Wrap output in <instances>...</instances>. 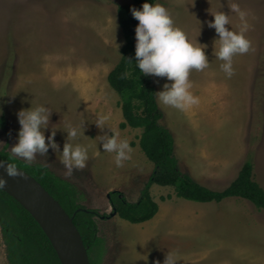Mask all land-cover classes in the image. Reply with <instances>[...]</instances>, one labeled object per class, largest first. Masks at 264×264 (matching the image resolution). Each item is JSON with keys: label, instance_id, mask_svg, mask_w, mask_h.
<instances>
[{"label": "rangeland", "instance_id": "374dc122", "mask_svg": "<svg viewBox=\"0 0 264 264\" xmlns=\"http://www.w3.org/2000/svg\"><path fill=\"white\" fill-rule=\"evenodd\" d=\"M235 2L251 13L245 35L252 47L233 57L229 78L214 54L219 37L206 23L213 19L211 12L223 11L231 15L226 28L236 30L239 21L228 0L156 1L192 43L207 46L208 67L189 74L190 91L199 104L188 111L158 106L163 113L160 124L173 135L181 172L215 191L226 189L248 161L254 166V180L264 189V0ZM132 3L0 0V120L5 119L0 151L11 153L18 143L21 110L49 108L48 124L41 131L46 144L54 132L58 148L36 153L32 163L71 183L81 205L99 213L95 221L104 244L100 264H163L168 251L175 253L177 264H264V211L247 200L200 204L176 197L173 188L153 185L150 192L159 211L152 220L131 224L113 212L110 193L120 192L136 203L154 171L139 147L142 131L120 128L121 99L107 79L125 44L117 9ZM151 78L156 93L172 83L165 77ZM97 115L109 117L103 129L95 123ZM65 122L80 126L84 136L74 142L88 146L86 167L74 168L72 176L65 175L60 160L69 142ZM108 127L133 149L131 159L119 168L114 154L104 153L97 139L113 135ZM0 264H9L1 228Z\"/></svg>", "mask_w": 264, "mask_h": 264}, {"label": "trees", "instance_id": "16d2710c", "mask_svg": "<svg viewBox=\"0 0 264 264\" xmlns=\"http://www.w3.org/2000/svg\"><path fill=\"white\" fill-rule=\"evenodd\" d=\"M157 0H133L131 5L117 9L119 25L125 44L121 59L108 75L110 87L121 99L123 123L120 128L141 130L139 147L154 171L140 193L136 203H130L120 192L109 195L113 212L131 224H143L152 220L159 211L151 196L153 185L170 187L176 197L194 203H222L229 198L247 200L257 210L264 211V189L254 180V166L246 162L237 178L223 191L211 190L200 185L188 174L182 173L175 157V141L172 133L160 124L163 113L156 97V88L151 76H144L135 67V28L138 21L131 9H141L143 3ZM127 74V75H126ZM2 128L5 119L0 120ZM0 159L14 163L35 178L54 198L78 228L88 249L91 264H100L104 254L103 240L98 237L96 210L87 209L80 203L79 191L68 181L57 176L47 166L39 163L27 164L17 159L6 148L0 151ZM0 228L9 264H61L49 239L33 217L13 198L0 190Z\"/></svg>", "mask_w": 264, "mask_h": 264}, {"label": "clouds", "instance_id": "9594fccd", "mask_svg": "<svg viewBox=\"0 0 264 264\" xmlns=\"http://www.w3.org/2000/svg\"><path fill=\"white\" fill-rule=\"evenodd\" d=\"M228 8L231 14L235 13L239 24L236 30H229L226 25L231 24V15L223 11L211 12L213 19L206 21L209 28L215 29L219 39L214 41L215 56L221 61L220 70L227 76L234 74L233 57L248 53L252 47L251 41L246 37L251 25L248 10L241 9L235 0H228ZM131 14L138 25L135 28V67L144 76L165 77L171 84H165L164 90L155 95L159 105L171 107L180 111H188L198 105L199 97L194 96L190 89L192 83L189 79L190 71H197L208 67V59L205 55L206 45L192 43L187 34L175 25L171 13L160 3H143L141 9L133 7ZM127 75V74H126ZM49 108L44 105L33 106L28 110L18 113L20 130L18 143L11 148V153L19 157L25 163L31 164L36 153L44 154L48 148L57 149L53 137L49 136L45 143V136L41 128L47 126L49 121ZM109 119L106 115H97L95 123L103 129ZM113 135L98 137L102 141L104 153L114 154V162L117 168L122 167L125 161L131 159L133 149L126 138H120L118 132L108 127ZM67 139L69 142L63 146L60 155L61 163L67 169L66 176H72L73 169L82 170L89 159L88 146L74 141L84 131L79 125L65 122ZM0 169H3L8 177L20 176V171L14 163L0 161ZM6 180L0 178V190L6 186ZM163 264H177L175 253L168 251Z\"/></svg>", "mask_w": 264, "mask_h": 264}, {"label": "water", "instance_id": "95a60500", "mask_svg": "<svg viewBox=\"0 0 264 264\" xmlns=\"http://www.w3.org/2000/svg\"><path fill=\"white\" fill-rule=\"evenodd\" d=\"M17 168L20 176L15 178L8 177L4 170L0 169V178L7 182L2 191L20 204L38 223L61 264H91L88 249L73 222V217L68 215L35 178Z\"/></svg>", "mask_w": 264, "mask_h": 264}]
</instances>
